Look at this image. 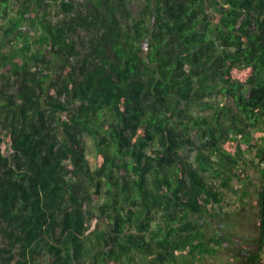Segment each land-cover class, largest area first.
Instances as JSON below:
<instances>
[{
	"label": "trees",
	"instance_id": "16d2710c",
	"mask_svg": "<svg viewBox=\"0 0 264 264\" xmlns=\"http://www.w3.org/2000/svg\"><path fill=\"white\" fill-rule=\"evenodd\" d=\"M134 1L0 0V264H261L264 0Z\"/></svg>",
	"mask_w": 264,
	"mask_h": 264
},
{
	"label": "rangeland",
	"instance_id": "374dc122",
	"mask_svg": "<svg viewBox=\"0 0 264 264\" xmlns=\"http://www.w3.org/2000/svg\"><path fill=\"white\" fill-rule=\"evenodd\" d=\"M142 0H135L132 5L133 13H136L138 7L141 5ZM88 154L91 156L93 152L89 149ZM259 186V180L256 172H251V181L249 189L252 191V196L250 197L248 203L246 205H242V208L239 212L234 213L233 215H225L227 218V222L221 221V217L219 219H215L211 221L210 226L216 227L220 230V233H224L223 228H225V223L235 224V233L236 235L231 234L228 237V240L224 243V248L220 251L217 258L207 259L203 262V264H223L227 262L231 256L237 259L238 257H242L245 254L246 246H250L252 240L257 237V206H256V191ZM229 221V222H228ZM209 232V231H208ZM243 238V239H242ZM248 244H242L245 241ZM241 243V244H240ZM261 264H264V250L261 257ZM233 259V260H234Z\"/></svg>",
	"mask_w": 264,
	"mask_h": 264
},
{
	"label": "flooded vegetation",
	"instance_id": "af4514ba",
	"mask_svg": "<svg viewBox=\"0 0 264 264\" xmlns=\"http://www.w3.org/2000/svg\"><path fill=\"white\" fill-rule=\"evenodd\" d=\"M254 243H253V247L254 248H256V246L258 245V241L256 240V241H254V240H252ZM250 246H251V244H250ZM252 247V246H251ZM246 250H248V248L246 249Z\"/></svg>",
	"mask_w": 264,
	"mask_h": 264
}]
</instances>
